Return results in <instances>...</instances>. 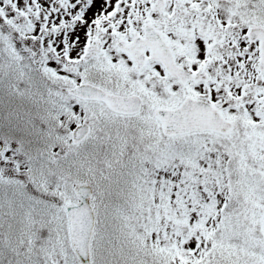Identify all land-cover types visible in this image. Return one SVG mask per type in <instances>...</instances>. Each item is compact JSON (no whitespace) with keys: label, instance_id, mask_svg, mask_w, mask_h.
<instances>
[{"label":"snow or ice","instance_id":"snow-or-ice-1","mask_svg":"<svg viewBox=\"0 0 264 264\" xmlns=\"http://www.w3.org/2000/svg\"><path fill=\"white\" fill-rule=\"evenodd\" d=\"M0 264H264V0H0Z\"/></svg>","mask_w":264,"mask_h":264}]
</instances>
